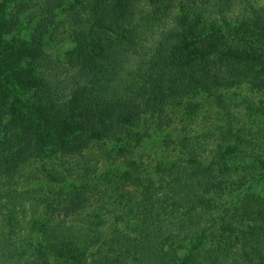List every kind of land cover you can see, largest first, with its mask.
<instances>
[{
	"label": "trees",
	"instance_id": "trees-1",
	"mask_svg": "<svg viewBox=\"0 0 264 264\" xmlns=\"http://www.w3.org/2000/svg\"><path fill=\"white\" fill-rule=\"evenodd\" d=\"M0 264H264V0H0Z\"/></svg>",
	"mask_w": 264,
	"mask_h": 264
},
{
	"label": "rangeland",
	"instance_id": "rangeland-1",
	"mask_svg": "<svg viewBox=\"0 0 264 264\" xmlns=\"http://www.w3.org/2000/svg\"><path fill=\"white\" fill-rule=\"evenodd\" d=\"M58 26L52 32L53 36V46H51L50 43L47 44V48L49 50H52L53 55L54 54H60L61 52H64L68 49V47L75 45V37L73 32L70 29H67L66 27L60 26V17L58 18ZM36 187L40 189V191H47L48 189L52 191H68L72 189H77L78 186L73 182H65V183H58L56 180L54 182L48 183L46 180H42L39 183H36ZM261 188V187H260ZM256 189V193H261V189Z\"/></svg>",
	"mask_w": 264,
	"mask_h": 264
}]
</instances>
